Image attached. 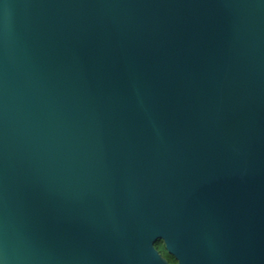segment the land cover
I'll list each match as a JSON object with an SVG mask.
<instances>
[{"label":"water","instance_id":"95a60500","mask_svg":"<svg viewBox=\"0 0 264 264\" xmlns=\"http://www.w3.org/2000/svg\"><path fill=\"white\" fill-rule=\"evenodd\" d=\"M264 264V0H0V264Z\"/></svg>","mask_w":264,"mask_h":264},{"label":"trees","instance_id":"16d2710c","mask_svg":"<svg viewBox=\"0 0 264 264\" xmlns=\"http://www.w3.org/2000/svg\"><path fill=\"white\" fill-rule=\"evenodd\" d=\"M156 247L159 249V251L162 253V255L171 263V264H178V262L176 261V259L170 255L166 249H165V246H164V243L159 241L157 244H156Z\"/></svg>","mask_w":264,"mask_h":264}]
</instances>
